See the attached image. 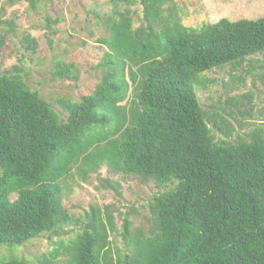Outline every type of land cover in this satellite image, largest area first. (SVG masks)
Masks as SVG:
<instances>
[{
  "label": "trees",
  "instance_id": "1",
  "mask_svg": "<svg viewBox=\"0 0 264 264\" xmlns=\"http://www.w3.org/2000/svg\"><path fill=\"white\" fill-rule=\"evenodd\" d=\"M27 1L36 9L39 0ZM107 2L105 50L90 94L59 100L57 112L19 74L0 73V246L60 235L71 221L62 179L106 165L172 187L149 203L151 230L132 231L122 215L124 249L110 239L109 209L90 208L71 241V264H264V128L228 138L230 126L205 112L195 92L202 73L264 51V16L189 27L173 0ZM2 23L14 31L12 19ZM21 42L35 50L30 34ZM55 73L78 77L71 63L58 62ZM57 258L50 251L35 264H60Z\"/></svg>",
  "mask_w": 264,
  "mask_h": 264
},
{
  "label": "rangeland",
  "instance_id": "2",
  "mask_svg": "<svg viewBox=\"0 0 264 264\" xmlns=\"http://www.w3.org/2000/svg\"><path fill=\"white\" fill-rule=\"evenodd\" d=\"M182 24L200 27L222 17L230 20L264 16V0H173ZM133 27L141 23V7H129ZM110 12L107 0H39L31 9L27 0H0V73L19 74L60 112L59 100L79 101L90 94L98 80L95 65L105 50L99 38L105 35L103 20ZM12 19L14 31L2 21ZM54 30V32H52ZM35 39L31 51L21 42L25 34ZM58 62L71 63L78 77L59 78ZM195 92L203 110L219 114L230 126L228 138H248L255 127L264 128V51L201 74ZM216 113V114H215ZM209 126L211 124L208 122ZM218 138H226L214 130ZM113 187L107 186V183ZM63 207L71 221L60 235L41 233L19 246H0V260L19 257L35 264L41 255L56 251L60 264H71V241L82 231L85 213L96 207L109 209L114 217L110 239L125 248L121 235L122 215L131 220V229L151 230L154 217L149 211L153 197L172 187L157 185L152 179L113 172L103 165L95 173L81 177L72 172L62 179ZM15 198V194L11 195Z\"/></svg>",
  "mask_w": 264,
  "mask_h": 264
}]
</instances>
